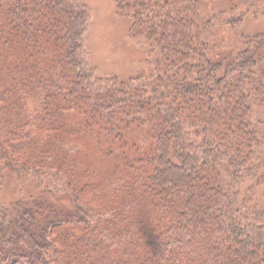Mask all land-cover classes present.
Instances as JSON below:
<instances>
[{"label":"trees","instance_id":"trees-1","mask_svg":"<svg viewBox=\"0 0 264 264\" xmlns=\"http://www.w3.org/2000/svg\"><path fill=\"white\" fill-rule=\"evenodd\" d=\"M115 2L146 77L98 75L85 0H0V264H264V32Z\"/></svg>","mask_w":264,"mask_h":264},{"label":"rangeland","instance_id":"rangeland-1","mask_svg":"<svg viewBox=\"0 0 264 264\" xmlns=\"http://www.w3.org/2000/svg\"><path fill=\"white\" fill-rule=\"evenodd\" d=\"M85 1L91 11L85 43L98 75L122 80L148 76L154 67V55L149 51L147 42L130 34L131 20L117 12L115 0ZM209 1L213 2L215 10H219V4L227 7L230 0ZM233 1L238 5L236 13L242 12L244 17L241 26L232 29L247 35L264 32V0ZM225 10L228 11V8ZM228 27H224L226 31ZM232 29L230 32H233ZM9 176L12 179L9 177L4 187L3 200L6 201L19 195L21 184L13 174ZM21 185L24 187V184Z\"/></svg>","mask_w":264,"mask_h":264}]
</instances>
